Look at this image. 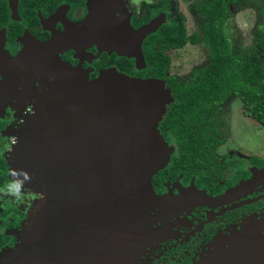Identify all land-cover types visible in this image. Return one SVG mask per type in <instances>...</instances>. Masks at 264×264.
Returning <instances> with one entry per match:
<instances>
[{
  "label": "water",
  "instance_id": "1",
  "mask_svg": "<svg viewBox=\"0 0 264 264\" xmlns=\"http://www.w3.org/2000/svg\"><path fill=\"white\" fill-rule=\"evenodd\" d=\"M120 3L90 0L85 39L145 67L143 41L162 22L135 28L129 14L114 16ZM51 42L40 47L47 50ZM26 69L52 81L43 84L35 113L18 131L11 170L27 172L31 180L24 185L44 199L16 232L15 247L0 252V264H131L153 236L154 210L186 200L158 195L152 184L172 152L159 130L170 89L160 78L116 67L90 78L81 65L52 53ZM250 255L256 264L263 261L262 251Z\"/></svg>",
  "mask_w": 264,
  "mask_h": 264
},
{
  "label": "flooded vegetation",
  "instance_id": "2",
  "mask_svg": "<svg viewBox=\"0 0 264 264\" xmlns=\"http://www.w3.org/2000/svg\"><path fill=\"white\" fill-rule=\"evenodd\" d=\"M247 1L251 0L229 3L224 28L234 55L246 58L251 55L254 60V52L262 53L264 27L257 30V43L243 52L234 46L226 28L232 8ZM258 1L264 5L262 0ZM89 3L90 0H0V189L15 179L10 175V157L19 141L18 131L35 113V97L43 90V84L52 81L46 73L30 74L26 69L28 63H37L49 53L58 54L74 66L81 65L90 78L110 67L129 74L123 70V63L133 62L141 68L133 57L100 51L96 44L91 46L90 40L85 41L87 30L90 32ZM195 5L193 12L202 15L204 24L206 19L194 10ZM129 6L128 9L122 0L113 10L114 16H120L121 12L129 14L135 28L156 18L162 22L144 41L172 24L179 14L184 17L187 33L202 32L203 25L201 30L189 32L188 18L184 12L177 11L175 0L152 3L141 0ZM54 40L55 43L51 42ZM48 42L53 46L48 44L47 50L40 47L41 43ZM199 43L207 48V62L194 70L191 78L184 80L179 74L170 75L171 63L168 78H160L170 89L172 101L166 106L159 130L172 152L168 164L153 175L152 184L158 195L174 199L185 196L186 200L154 210L153 236L131 264H256L250 252L264 254V179L259 178L264 175V155H255L252 149L245 154L242 148L220 154L223 146L231 145L232 141L231 135L223 133L222 109L231 118L228 132H234L235 140H249L245 130L251 128L254 120L258 122L249 105L253 96L248 95L246 101L243 89H239L218 106L206 108L197 120L184 125L172 123V118L179 113L177 109L184 107L177 99H193L176 96L174 83H198V71L211 63L207 45L203 41ZM28 52L30 59H21ZM137 77L152 78L150 75ZM239 151L243 155H237ZM256 177L258 181L254 183ZM33 189L23 186L22 202L0 192V251L17 244L16 232L25 226L38 199L39 194ZM245 246L248 249L244 252ZM262 258L260 264H264V255Z\"/></svg>",
  "mask_w": 264,
  "mask_h": 264
},
{
  "label": "trees",
  "instance_id": "3",
  "mask_svg": "<svg viewBox=\"0 0 264 264\" xmlns=\"http://www.w3.org/2000/svg\"><path fill=\"white\" fill-rule=\"evenodd\" d=\"M238 1L240 0H206L196 4L194 10L202 13L206 19L201 33H187L184 17L179 14L172 24L165 25L144 41L142 49L145 68H137L133 62L123 63V70L130 75L168 78L166 74L171 63L168 50L201 41L207 45L211 63L198 71L199 82L174 83L176 96H191L193 99H177L184 107L177 109L179 113L172 118L173 124L184 125L197 120L198 115L206 108L218 106L231 92L243 89L246 101L248 95L253 96L249 105L264 128V35L260 44L262 53L254 52L252 60L251 55L247 58L235 56L225 33L224 23L229 3ZM241 79L252 86H246Z\"/></svg>",
  "mask_w": 264,
  "mask_h": 264
},
{
  "label": "rangeland",
  "instance_id": "4",
  "mask_svg": "<svg viewBox=\"0 0 264 264\" xmlns=\"http://www.w3.org/2000/svg\"><path fill=\"white\" fill-rule=\"evenodd\" d=\"M140 1L141 0H124V3L129 9V4H136V2L139 3ZM145 1L152 3L155 0ZM203 1L205 0H175L177 11L184 12L188 18L187 28L189 32L201 30L204 20L202 15L193 12V6ZM232 10L233 14L231 13L232 16L226 25L227 32L234 46L238 49L240 48L243 52L253 44L257 43V30H261L264 27V5L261 1L251 0L250 2L247 1L235 8H232ZM85 41L88 42L87 39ZM168 54L172 59L170 66V75L179 74L181 79L184 80L191 78L193 76L194 70L203 66L207 62V48L203 43H199L196 45L188 44L184 48L171 50L168 52ZM220 118L222 119L220 121L222 124L223 133H228L232 138V141L230 142L231 145L223 146V148L220 150V154L227 152L229 149L233 152L237 148H242L245 151V154H249L246 151L251 152L250 149H252L253 154L264 155V129L260 127L256 120L253 121L254 123L252 124L250 129L246 128L245 130L250 139H242L243 141H240L239 139L235 140L236 135L234 134V132H228L227 126L229 123H231V118L228 115L227 111L222 109ZM235 120L236 118L234 119V121ZM237 155L241 156L243 154L239 151V154ZM37 189L38 188L33 189L39 195L38 199L34 202L35 205H33L32 207L33 209L30 212V216L33 214L34 209L36 208V203L44 199V195L42 194V192ZM30 216L28 220L30 219ZM27 223H25V225Z\"/></svg>",
  "mask_w": 264,
  "mask_h": 264
},
{
  "label": "clouds",
  "instance_id": "5",
  "mask_svg": "<svg viewBox=\"0 0 264 264\" xmlns=\"http://www.w3.org/2000/svg\"><path fill=\"white\" fill-rule=\"evenodd\" d=\"M10 175L16 177L11 180L4 188L0 189V192H4L7 195H11L17 201H23L24 193L22 191L24 183L31 180V176L24 172L23 170L17 171L15 169L10 171ZM22 176L23 179H18L17 177Z\"/></svg>",
  "mask_w": 264,
  "mask_h": 264
}]
</instances>
